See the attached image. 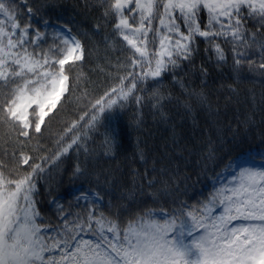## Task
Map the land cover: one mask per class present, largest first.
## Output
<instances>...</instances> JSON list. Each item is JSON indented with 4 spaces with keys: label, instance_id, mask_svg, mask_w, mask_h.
<instances>
[{
    "label": "snow or ice",
    "instance_id": "6c2138e0",
    "mask_svg": "<svg viewBox=\"0 0 264 264\" xmlns=\"http://www.w3.org/2000/svg\"><path fill=\"white\" fill-rule=\"evenodd\" d=\"M57 7L0 0V126L11 149L0 159V264H264V150L230 159L225 172L214 163L206 190L195 187L206 164L195 181L169 163L133 172L131 182L93 164L97 150L99 161L121 147L105 126L109 113L162 109L172 95L165 80L202 105L208 98L195 79L211 65H228L236 88L245 68L264 86V0H85L96 14L88 32L53 22ZM100 47L110 72L89 91L84 65ZM76 93L86 101L79 118L53 134L50 122ZM241 123L252 127L238 121L233 140ZM260 124L264 145V116ZM73 148L76 162L53 187L52 170Z\"/></svg>",
    "mask_w": 264,
    "mask_h": 264
},
{
    "label": "trees",
    "instance_id": "16d2710c",
    "mask_svg": "<svg viewBox=\"0 0 264 264\" xmlns=\"http://www.w3.org/2000/svg\"><path fill=\"white\" fill-rule=\"evenodd\" d=\"M54 2L58 7L51 15L53 22L62 24L66 20H71L81 32H88L95 24L96 14L91 9L83 7L85 0H54ZM57 16L61 17L59 21L56 20ZM103 35L102 32L100 38H103ZM94 45L93 40L90 47ZM105 55V50L100 47L92 52L84 65L85 77L89 80V91H92L93 83L97 87L102 86L110 72L105 66ZM111 55L114 59L119 53L113 49ZM196 64L199 67V58ZM209 67L207 77L195 79L196 86L208 98L203 105L194 98L189 99L186 94H182L179 86L171 88L169 81L165 80L163 82L165 94L171 91L172 95L170 100L164 102L162 109H155L151 105L139 109V106L133 104L127 110H117L116 115L109 113L104 121L105 126L113 132L121 147L115 153L114 159L101 158L99 161L95 156L102 150H97L93 156V164L97 166V171L118 169L131 182L133 172L142 175L145 169L150 170L153 166L161 168L170 163L173 169L179 165L181 173H191L192 180L195 181L197 179L195 173L206 164L208 171L200 175V182L195 185L197 190H206L211 186L214 163L215 172H225L230 159L237 158L239 162L246 159L249 152L264 150L260 135V121L264 113L259 110L264 86L260 83V77L258 74L249 73L245 68L244 79L237 81L239 88H236L233 80L228 78L230 75L228 65L224 68L215 65ZM228 85H233L232 91L228 89ZM80 95L81 93H76L65 102L62 111L50 122L53 134L64 132L65 128L71 126L73 119L79 118V109L86 102L78 99ZM185 102L191 104V110L185 109ZM245 118L251 122V129L241 123L240 132L233 140L232 133L237 129L238 121H243ZM73 135L75 133L69 134L68 139L70 140ZM45 136H48L47 130ZM7 139L8 130L0 126V159L5 158V149L9 154L11 153ZM209 141L212 142L211 145ZM40 143L51 147L46 141ZM218 143L223 147L214 154L215 160L205 159L209 156L210 147ZM88 147L95 149L96 145L89 143ZM77 155V150L73 148L71 155L65 158L58 168L52 170L53 187L56 186L59 173L64 167L74 164ZM80 158L83 159V156ZM139 182L137 178V183ZM67 184L68 181L65 179V184L56 190L63 191ZM83 187L87 188L89 185L85 183ZM70 191L75 192V189ZM48 199L51 200V197Z\"/></svg>",
    "mask_w": 264,
    "mask_h": 264
}]
</instances>
